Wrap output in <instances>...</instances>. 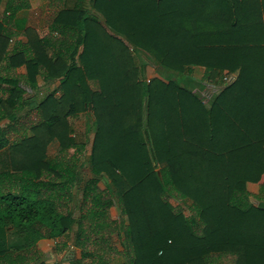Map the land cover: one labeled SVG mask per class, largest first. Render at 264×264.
<instances>
[{
  "label": "trees",
  "instance_id": "trees-1",
  "mask_svg": "<svg viewBox=\"0 0 264 264\" xmlns=\"http://www.w3.org/2000/svg\"><path fill=\"white\" fill-rule=\"evenodd\" d=\"M2 4L0 264H264V0H75L28 43Z\"/></svg>",
  "mask_w": 264,
  "mask_h": 264
},
{
  "label": "crops",
  "instance_id": "crops-1",
  "mask_svg": "<svg viewBox=\"0 0 264 264\" xmlns=\"http://www.w3.org/2000/svg\"><path fill=\"white\" fill-rule=\"evenodd\" d=\"M26 7L19 9L16 13L14 20L12 21V29L17 32L19 35L16 39H12L10 43H28L27 36L24 34V30H29L32 33H36L39 37H44L48 31L52 21L53 16L56 14L58 10H60L63 6L71 7L75 0H25ZM4 4L0 6V16L3 12ZM30 35V36H31ZM24 72L23 69L20 70ZM155 71V70H154ZM145 74H149L146 77L155 78L157 75H153L151 71L145 68ZM205 70L202 67H192L191 73L189 75L190 79L201 80L204 76ZM154 73V72H153ZM156 73V72H155ZM236 78V76H235ZM234 78V79H235ZM43 85L40 78H38V86ZM214 84V85H219ZM213 85V83H212ZM49 86H53L54 90L57 86V83H51ZM195 92H198L196 89ZM208 92V90H207ZM216 92L207 93L209 98H211ZM257 191V189H256ZM256 191H254L256 193ZM51 243L55 242L52 240H41L37 243L38 249L45 257L44 247H49Z\"/></svg>",
  "mask_w": 264,
  "mask_h": 264
},
{
  "label": "rangeland",
  "instance_id": "rangeland-1",
  "mask_svg": "<svg viewBox=\"0 0 264 264\" xmlns=\"http://www.w3.org/2000/svg\"><path fill=\"white\" fill-rule=\"evenodd\" d=\"M139 59L141 60V58L139 57ZM149 71L152 72L153 75H157L154 71V67L151 66V65H146V67ZM154 72V73H153ZM149 76V74H145V77L146 76ZM236 76V73L233 74V75H230L229 77L231 81L234 80ZM227 76V78H229ZM152 78L150 77H146V80H151ZM198 82V80H196ZM225 83V82H223ZM223 83H220L219 85H212L211 82L207 83L206 84V89H208V92H205V96L208 97V94L209 92H218L222 87H225V85ZM231 83V82H230ZM53 89V86H49V85H40L39 87V97H43L44 94L48 93V92H51ZM196 90V89H195ZM86 118H84V116H78L74 119H71V124H72V127H73V131H74V134L76 136V138L79 140V141H82L84 140V134L86 132ZM88 139L92 140V134H89L88 135ZM58 150H59V146H58V143L57 142H53L51 144L48 145L47 147V156L48 158H53L57 155L58 153ZM90 153V143L87 144L86 146V151L85 153L83 154L82 158H81V162H80V176H81V179H82V182H85L88 178L91 177V174H90V168H89V165L87 163V157ZM105 181H101L99 183V187L101 189L104 188L105 186ZM249 190L251 192H254L256 191L257 189V185H249ZM75 200H78L80 199V194L78 193V190L75 191ZM171 204L173 206H180L182 207L176 200H170ZM251 202L254 204V205H257V201L254 200V199H251ZM112 211V215H117L116 213V210L114 208L111 209ZM183 212L186 216L189 215V212L187 209H183ZM72 213L74 215V217H77L79 215V213L77 212L75 206H72ZM67 242L68 244H71V241H72V234H69L68 237H67ZM116 246H117V250H119V252H122L123 251V246L120 242H118V240L116 239ZM55 245L54 243H51V245L49 247L45 246L44 247V250H45V257H43V260H45L46 262L48 263H53V262H62L64 261V257L66 254H63V253H56L55 252ZM123 262V258L120 257V256H117V255H114L112 258H111V263L110 264H120ZM227 264V263H226Z\"/></svg>",
  "mask_w": 264,
  "mask_h": 264
},
{
  "label": "built area",
  "instance_id": "built-area-1",
  "mask_svg": "<svg viewBox=\"0 0 264 264\" xmlns=\"http://www.w3.org/2000/svg\"><path fill=\"white\" fill-rule=\"evenodd\" d=\"M230 78H231V77H229V78H224V82H225V84H228V83H230V82H233V81L230 80Z\"/></svg>",
  "mask_w": 264,
  "mask_h": 264
}]
</instances>
